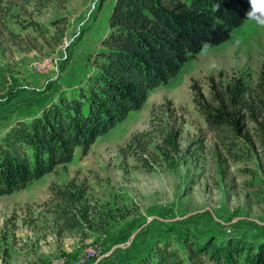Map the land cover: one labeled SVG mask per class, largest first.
Wrapping results in <instances>:
<instances>
[{"label": "rangeland", "instance_id": "1", "mask_svg": "<svg viewBox=\"0 0 264 264\" xmlns=\"http://www.w3.org/2000/svg\"><path fill=\"white\" fill-rule=\"evenodd\" d=\"M116 1L0 0V138L16 122L73 96L94 74ZM263 70L264 27L247 21L226 43L193 55L87 155L77 150L71 163L1 196L0 264H159L170 252L183 264H225L202 251L209 242L258 252L264 103L256 86ZM220 74L224 84L237 77L251 88L241 105L228 107L237 130L212 131L193 102L191 86L199 83L210 99L208 77ZM174 128L181 129L180 153L163 156L158 131ZM141 133H150L154 171L127 148ZM72 181L87 190L85 206L120 218L98 231L90 229L100 226L96 221L66 229L52 188ZM119 245L126 246L109 254Z\"/></svg>", "mask_w": 264, "mask_h": 264}, {"label": "trees", "instance_id": "2", "mask_svg": "<svg viewBox=\"0 0 264 264\" xmlns=\"http://www.w3.org/2000/svg\"><path fill=\"white\" fill-rule=\"evenodd\" d=\"M249 8L248 0H117L104 50L93 61L94 74L73 96L53 101L29 121L16 122L0 138V197L71 163L77 150L87 155L98 138L141 110L150 94L176 77L193 55L229 41L249 21ZM208 84L210 99L199 83L191 86L197 109L212 131L231 126L237 130L228 107L241 105L251 88L237 77L224 84L223 74L208 77ZM256 91L264 103V70ZM156 119L154 115L152 121ZM158 132L161 155L177 157L181 129ZM149 137L150 133L137 134L127 148L137 152L144 169L154 171L147 160L154 156ZM52 194L61 203L56 211L66 229H83L96 221L100 226L92 224L90 229L98 231L120 218L85 206L87 190L76 181L63 187L55 184ZM202 251L225 264H264V246L256 252L209 242ZM159 264L183 263L176 252H170L160 255Z\"/></svg>", "mask_w": 264, "mask_h": 264}, {"label": "clouds", "instance_id": "3", "mask_svg": "<svg viewBox=\"0 0 264 264\" xmlns=\"http://www.w3.org/2000/svg\"><path fill=\"white\" fill-rule=\"evenodd\" d=\"M250 8L246 13L249 21L255 22L257 26L264 27V0H248ZM219 4H217V10Z\"/></svg>", "mask_w": 264, "mask_h": 264}, {"label": "water", "instance_id": "4", "mask_svg": "<svg viewBox=\"0 0 264 264\" xmlns=\"http://www.w3.org/2000/svg\"><path fill=\"white\" fill-rule=\"evenodd\" d=\"M136 234H137V232L133 235V238L136 236ZM128 244H130V242L128 243ZM126 245H119V246H116V247H114L112 250H111V252L109 253V254H112L118 247H125ZM108 254V255H109Z\"/></svg>", "mask_w": 264, "mask_h": 264}]
</instances>
